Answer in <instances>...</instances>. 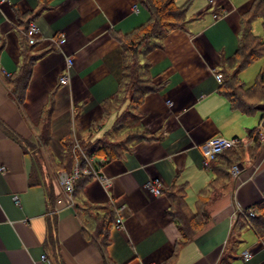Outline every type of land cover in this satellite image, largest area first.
Returning a JSON list of instances; mask_svg holds the SVG:
<instances>
[{
  "label": "crops",
  "instance_id": "0c3cea01",
  "mask_svg": "<svg viewBox=\"0 0 264 264\" xmlns=\"http://www.w3.org/2000/svg\"><path fill=\"white\" fill-rule=\"evenodd\" d=\"M175 2L189 3L187 22L153 37L140 56L159 86L136 108L152 137L106 159L100 167L108 181L92 175L71 204L59 173L71 155L76 163V141L104 136L128 107L127 100L89 133L120 87V37L150 12L143 0H0V264H219L223 256L227 264H264V234L236 225L238 213L264 199V138L256 160L238 162L239 173L217 190L207 223L187 242L169 196L184 187L196 212L199 194L216 177L203 164L202 145L216 135L250 143L248 130L261 124L264 102L247 115L219 90L223 60L236 51L253 0ZM32 23L38 29L30 37ZM27 55L36 60L21 107L8 82ZM156 178L160 194L147 186ZM75 204L113 206L117 219L104 247L87 234Z\"/></svg>",
  "mask_w": 264,
  "mask_h": 264
},
{
  "label": "trees",
  "instance_id": "16d2710c",
  "mask_svg": "<svg viewBox=\"0 0 264 264\" xmlns=\"http://www.w3.org/2000/svg\"><path fill=\"white\" fill-rule=\"evenodd\" d=\"M143 2L150 12V18L132 33L124 35L123 38L117 35L123 40L124 48V69L120 87L112 97L106 100L102 120L93 123L88 129L89 133L103 129L106 118L112 112L117 111L127 100L129 101L128 107L120 113L104 136L98 137L96 141H90L84 146V152L88 157L105 156L109 160L121 156L132 141L152 137L143 125L141 115L136 108L146 93L159 86L152 81L148 63H142L140 56L143 52L152 49L154 45L151 43V39L153 37H162L170 29L187 22L189 3L178 5L175 0H143ZM258 17L262 19L264 26V0H253L249 9L244 12L240 41L236 51L223 60L225 67L219 88L220 92L229 99L233 108L239 109L247 115L257 112L260 109V103L264 102V69L258 72L255 80L250 84L243 81L240 76L248 65L264 58V34H256L253 31V22ZM35 58V55H27L20 70L11 76L8 82L11 96L17 100L21 107L25 105L26 91L33 72ZM48 115L49 112L47 117ZM262 122H264L263 110ZM11 133L18 138L13 132ZM248 136L250 143L242 142L238 146L223 151L207 166L215 173L216 177L212 181L213 183L199 194L196 212L191 211L187 205L184 187L175 188L173 192L169 193L176 220L183 233L182 242L192 239L196 232L205 226L209 219L208 204L216 197L217 191L215 192V190L232 178V167L238 162L256 160L262 142L260 125L250 128ZM42 138L45 142L50 139L47 119L42 131ZM84 138L81 137V139ZM73 157L71 155L70 159L66 161L67 171H72L74 168L75 158ZM76 158L81 160L83 168L86 167L87 160L83 154L78 152ZM91 177V174L82 173L76 179L73 197ZM75 205L78 212H85L87 234L101 248L104 247L109 241L110 229L115 225L117 219L113 206L88 205L80 207L79 204ZM249 208L254 209V215L248 212ZM236 225L239 226L238 229L249 226L258 234H264V199L238 213ZM228 261L229 257L223 256L219 264H227Z\"/></svg>",
  "mask_w": 264,
  "mask_h": 264
},
{
  "label": "built area",
  "instance_id": "2783aa9c",
  "mask_svg": "<svg viewBox=\"0 0 264 264\" xmlns=\"http://www.w3.org/2000/svg\"><path fill=\"white\" fill-rule=\"evenodd\" d=\"M211 2H215L216 0H210ZM38 27L32 23L30 25V27L28 28L27 34L31 37L34 35V33L37 31ZM68 63L71 64L72 63V59L69 58L68 59ZM61 83H68L69 82V75L65 74L61 77ZM219 80H221V77H219ZM260 135L261 138H264V122H262L260 124ZM242 142H244L243 140H241L238 137H233V138H228L225 137L223 135H216L213 136L211 138H209L203 145H202V150L204 153V166L207 167L210 165V163L217 158V156L222 153L223 151L234 147V146H238L240 145ZM83 156L86 158L87 160V165L86 167H82V163L80 159L76 160V163L74 165V168L72 171H61L59 173V181L64 189V193L65 195L68 197L69 202L72 204L73 203V192H74V183L76 181V179L78 177H80V175L82 173L85 174H91L93 176H96L98 178H101L104 181H108L107 176L103 173L102 169H101V164L106 160L105 156L102 157H88L85 152L82 151ZM101 159V160H100ZM241 170V165H239L238 163H236L232 169V175H236L239 173V171ZM147 186L149 188H151L156 194H160L162 192L161 189V182L159 179H152L147 183ZM15 202L17 204L20 203V197L19 195H15L14 196ZM248 212L252 215H254L255 211L253 208H249ZM117 226L120 227L121 226V221H119L117 223ZM251 256L250 253H245V258H249ZM43 259H47V255L43 254L42 256ZM143 264H157L155 262H148V263H143Z\"/></svg>",
  "mask_w": 264,
  "mask_h": 264
},
{
  "label": "rangeland",
  "instance_id": "374dc122",
  "mask_svg": "<svg viewBox=\"0 0 264 264\" xmlns=\"http://www.w3.org/2000/svg\"><path fill=\"white\" fill-rule=\"evenodd\" d=\"M253 31L256 33V34H264V26H263V21L261 18H256L253 22ZM263 68L264 69V58L262 59H259L255 62H253L252 64L248 65L245 69H243V71L241 72L240 76L242 78L243 81H245L246 83L250 84L252 83L259 70ZM264 111V109H262ZM110 122V121H109ZM109 122L107 123L106 126H109ZM96 135H92V136H87L85 137L84 139H79V141L76 143H74V145H76V152L78 153H81L82 154V151L84 152V146L90 142V141H96ZM98 137H102V134L99 135ZM219 185V184H218ZM218 189L215 190V192L217 191ZM234 240V237L232 238V241Z\"/></svg>",
  "mask_w": 264,
  "mask_h": 264
}]
</instances>
